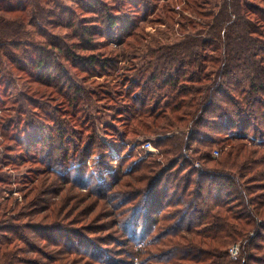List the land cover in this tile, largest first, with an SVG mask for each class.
<instances>
[{
  "label": "rangeland",
  "instance_id": "1",
  "mask_svg": "<svg viewBox=\"0 0 264 264\" xmlns=\"http://www.w3.org/2000/svg\"><path fill=\"white\" fill-rule=\"evenodd\" d=\"M243 1L251 12H264V0ZM57 3L60 8H53L55 17L44 18L45 23H39V28L26 24V36L18 40L19 46L8 47L16 64L7 65L12 67L11 76L3 83L0 81V230L12 228L14 233L6 232L7 236H22L26 240V245L19 246L27 252L18 254L21 258L41 261L43 256L36 250L49 254L59 249L39 237L46 225L54 223L68 238L69 248L95 258L92 262L93 259L82 255L70 256L75 264H107L108 259L118 264H146L148 256H143L140 245L135 246L138 240L128 236L132 228L125 220L129 214L120 213L132 209L136 204L130 202L133 192L145 188L147 182L135 181L143 172L131 178L125 177V173L147 155L152 158L148 162L155 165L161 163L163 167L166 162L155 144L159 137L136 127L135 121H130L129 108L135 99H141L144 82L151 74L160 80L165 77L159 69L164 61L162 48L187 37L198 38L202 30L196 23L212 12L219 0ZM162 6L166 8V18L160 15ZM47 7L53 4L43 6ZM108 14L119 22H135L139 28L132 29V34L124 38L122 29L107 24ZM4 17L9 19L5 20L6 30L18 29L19 20ZM258 29L264 43V27ZM47 57L51 70L43 67L37 71L32 62ZM209 57L215 56L210 53ZM90 61L96 66L90 65ZM156 88L157 83L147 84V89L155 92V99L162 101L163 109L167 101L163 94L168 86L161 91ZM75 89L86 93V98L82 100L79 94L75 97ZM71 98L76 100L70 104ZM155 101L151 100L152 104ZM134 128L137 136L129 134ZM206 129L189 125L184 133L189 137L200 131L204 137L210 133ZM173 133L176 132L169 131ZM91 142L94 145L90 148ZM147 142L152 143L154 152L142 149ZM220 147L214 145L213 151H218L219 156L215 157L213 152V158H222L228 150ZM86 148L93 150V155L81 165L78 160ZM117 152L125 155V160L119 158L121 172L117 171L116 162L104 156L113 159ZM191 154L189 150L183 156L191 158ZM105 165L108 166L104 174L101 171ZM83 169L89 171L91 181L79 175ZM78 176H83L84 181H76ZM31 201L33 205L26 207ZM51 239L55 237L52 235ZM235 245L240 246V252L237 258L230 257L233 260L241 255L243 242ZM155 250L151 247L147 251L154 256Z\"/></svg>",
  "mask_w": 264,
  "mask_h": 264
},
{
  "label": "trees",
  "instance_id": "2",
  "mask_svg": "<svg viewBox=\"0 0 264 264\" xmlns=\"http://www.w3.org/2000/svg\"><path fill=\"white\" fill-rule=\"evenodd\" d=\"M50 3L53 7L43 8ZM55 7L60 8L57 0H0L2 83L11 76L12 67L7 65L16 64V58L8 52L9 44L18 45V40L26 36V24L37 28L39 23L44 25L47 16L55 17ZM159 12L166 18L164 6ZM4 15L19 20L18 29L6 30L5 20L9 19ZM116 18L108 14L106 23L122 29L124 38L139 28L135 22H119ZM196 26L202 30L198 38L187 37L162 48L164 61L159 69L165 77L160 80L151 74L144 82L141 99H135L129 108L130 121H135L136 127L159 137L155 144L166 164L162 167L161 163L148 162L152 158L147 155L126 170L125 177L129 178L143 172L135 181L147 185L133 192L130 202L136 204L120 214H129L125 220L132 228L128 236L138 240L135 246L140 245L143 256H148L146 264H264V43L258 29L264 27V12H251L243 0H219ZM210 53L215 57H209ZM48 60L33 61L32 65L37 71H48L52 67ZM153 83H157V91L168 86L163 109L153 89H147V84ZM78 94L82 100L86 98V93L75 89V97ZM73 98L70 104L76 100ZM151 100L157 101L152 104ZM189 125H202L210 133L203 137L200 131H194L187 137L184 129ZM168 130L176 133L169 134ZM130 133L137 136L136 128ZM93 145L91 142L90 148ZM214 145L228 148L222 158H213ZM189 150L191 158L183 156ZM120 153L113 159L104 155L116 162L118 172L122 170L120 160H125ZM90 155L93 150L84 149L78 163L84 164ZM106 166L101 171L104 174ZM79 175L89 181L93 178L84 169ZM78 178L75 180L84 181L83 176ZM54 225H46L39 237L59 249L49 254L36 250L43 256L41 261L18 257L27 254L19 248L27 244L26 240L7 236L6 232L14 233L12 228L0 230V264H75L70 256H81L82 252L69 248L68 238ZM239 241L243 242L241 255L233 260L229 251ZM151 247L156 249L154 256L147 251ZM82 256L93 259L87 253ZM107 264L118 263L108 259Z\"/></svg>",
  "mask_w": 264,
  "mask_h": 264
},
{
  "label": "built area",
  "instance_id": "3",
  "mask_svg": "<svg viewBox=\"0 0 264 264\" xmlns=\"http://www.w3.org/2000/svg\"><path fill=\"white\" fill-rule=\"evenodd\" d=\"M142 149L143 150H147L148 152H154V149H153V147H152V143L151 142H147V143H145V144H143L142 145ZM214 156L215 157H218L219 156V152L218 151H215L214 152ZM197 166L199 165L198 163L196 164ZM239 252H240V246H238V245H235V246H233L231 249H230V251H229V253H230V257H232V258H237L238 257V255H239Z\"/></svg>",
  "mask_w": 264,
  "mask_h": 264
}]
</instances>
